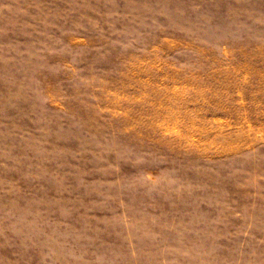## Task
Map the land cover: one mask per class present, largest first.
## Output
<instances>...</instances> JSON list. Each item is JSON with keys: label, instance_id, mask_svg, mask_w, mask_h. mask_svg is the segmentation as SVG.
I'll return each mask as SVG.
<instances>
[{"label": "rangeland", "instance_id": "obj_1", "mask_svg": "<svg viewBox=\"0 0 264 264\" xmlns=\"http://www.w3.org/2000/svg\"><path fill=\"white\" fill-rule=\"evenodd\" d=\"M0 264H264V0H0Z\"/></svg>", "mask_w": 264, "mask_h": 264}]
</instances>
